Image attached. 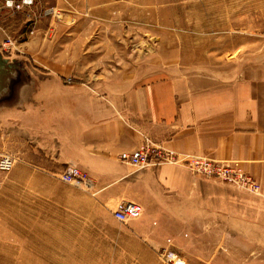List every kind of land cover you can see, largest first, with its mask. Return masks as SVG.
I'll return each instance as SVG.
<instances>
[{"label":"crops","instance_id":"0c3cea01","mask_svg":"<svg viewBox=\"0 0 264 264\" xmlns=\"http://www.w3.org/2000/svg\"><path fill=\"white\" fill-rule=\"evenodd\" d=\"M247 48L223 42L215 69L201 72L177 67L175 56L165 70L147 58L135 71L76 82L71 98L59 75L55 87L14 88L0 101V129L23 120L24 143L87 172L111 213L122 201L140 205V217L121 223L135 239H121L120 248L141 252L127 256L150 259L143 264H173L162 259L167 253L182 264H264V52ZM34 118L53 124L33 129ZM145 138L179 155L236 164L255 190L183 165L121 163Z\"/></svg>","mask_w":264,"mask_h":264},{"label":"rangeland","instance_id":"374dc122","mask_svg":"<svg viewBox=\"0 0 264 264\" xmlns=\"http://www.w3.org/2000/svg\"><path fill=\"white\" fill-rule=\"evenodd\" d=\"M8 39L12 45L0 59L21 65L12 88L55 87L52 77L59 75L71 98L76 82L135 71L147 58L160 59L165 70L175 56L177 67L201 72L215 69L223 42L228 50L235 43L263 54L264 0H35L19 9L0 0V41ZM51 122L34 118L32 128ZM13 127L0 129V156L14 159L9 171H0V264L151 262L127 256L141 253L136 249L120 248L121 239H135L133 232L94 190L60 179L70 164L30 149L23 120Z\"/></svg>","mask_w":264,"mask_h":264},{"label":"built area","instance_id":"2783aa9c","mask_svg":"<svg viewBox=\"0 0 264 264\" xmlns=\"http://www.w3.org/2000/svg\"><path fill=\"white\" fill-rule=\"evenodd\" d=\"M8 7L17 9L23 7H32L35 0H20L14 5L15 0H4ZM12 43L10 39L0 41V52H6ZM121 163L132 166L137 169L147 167H156L163 164L183 165L196 175L206 178H212L225 183L240 186L246 190L254 191L253 183L246 177L236 164L229 162H220L208 159L206 157L196 155H179L173 151L164 150L158 145L152 143L148 139H144L142 145L132 152H123L119 156ZM14 164V159L9 155L0 156V171H9ZM63 182L92 190L93 182L87 172L81 170L76 165L70 164L64 169L60 175ZM142 214L141 206L135 202L122 201L119 202L116 209L112 212L113 218L125 223L129 220L136 219ZM162 256L165 262L173 264H182L178 259L170 253Z\"/></svg>","mask_w":264,"mask_h":264},{"label":"water","instance_id":"95a60500","mask_svg":"<svg viewBox=\"0 0 264 264\" xmlns=\"http://www.w3.org/2000/svg\"><path fill=\"white\" fill-rule=\"evenodd\" d=\"M21 65L15 61L6 64V61L0 59V101L2 102L6 95L14 88L12 86L20 79ZM24 74V73H23Z\"/></svg>","mask_w":264,"mask_h":264},{"label":"bare ground","instance_id":"6f19581e","mask_svg":"<svg viewBox=\"0 0 264 264\" xmlns=\"http://www.w3.org/2000/svg\"><path fill=\"white\" fill-rule=\"evenodd\" d=\"M178 261H180V260H178Z\"/></svg>","mask_w":264,"mask_h":264}]
</instances>
